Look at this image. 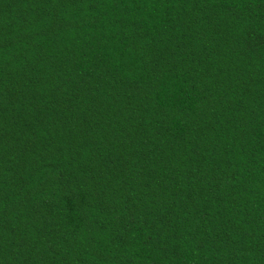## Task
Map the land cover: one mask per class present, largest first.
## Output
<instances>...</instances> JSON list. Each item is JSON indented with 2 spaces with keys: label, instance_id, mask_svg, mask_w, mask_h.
<instances>
[{
  "label": "trees",
  "instance_id": "trees-1",
  "mask_svg": "<svg viewBox=\"0 0 264 264\" xmlns=\"http://www.w3.org/2000/svg\"><path fill=\"white\" fill-rule=\"evenodd\" d=\"M0 264H264V0H0Z\"/></svg>",
  "mask_w": 264,
  "mask_h": 264
}]
</instances>
